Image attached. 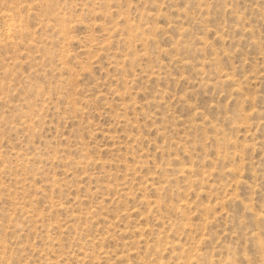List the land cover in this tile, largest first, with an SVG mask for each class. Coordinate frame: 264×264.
<instances>
[{"label": "rangeland", "instance_id": "obj_1", "mask_svg": "<svg viewBox=\"0 0 264 264\" xmlns=\"http://www.w3.org/2000/svg\"><path fill=\"white\" fill-rule=\"evenodd\" d=\"M0 264H264V0H0Z\"/></svg>", "mask_w": 264, "mask_h": 264}]
</instances>
